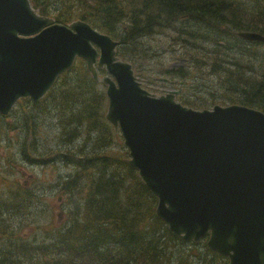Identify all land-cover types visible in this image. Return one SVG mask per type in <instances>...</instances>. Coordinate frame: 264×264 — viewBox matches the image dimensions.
Instances as JSON below:
<instances>
[{"label": "trees", "instance_id": "1", "mask_svg": "<svg viewBox=\"0 0 264 264\" xmlns=\"http://www.w3.org/2000/svg\"><path fill=\"white\" fill-rule=\"evenodd\" d=\"M30 2L40 15L57 24L90 23L119 41V57L134 61L140 46L166 33L169 48L179 59L173 64L185 60L184 67L178 68L181 76L177 69L164 71L183 83L179 103L206 110L208 104L201 96L193 100L185 91L205 82L200 90L212 96L208 79L219 76L220 85L231 94L224 106L264 112V58L258 56L264 53L257 50L264 43L238 36L242 31L264 35V0ZM88 11L93 15L88 16ZM205 69L211 76L204 80ZM134 70L140 76L139 68ZM107 108L105 87L78 60L40 101L22 99L9 115H0V163L6 161L0 165V264H189L178 250L194 242L170 231L157 216V198L129 165L128 151L119 157L109 145L112 126L105 118ZM18 113L22 114L19 121H7ZM43 116L48 126L39 119ZM114 134L119 141L120 134ZM4 142H8V154ZM13 145L30 167L73 169L49 185H56L57 194L67 200L65 221L55 222V211L40 196L43 183L36 174L31 186L22 183L14 168L18 156ZM201 248L228 264L207 244Z\"/></svg>", "mask_w": 264, "mask_h": 264}, {"label": "water", "instance_id": "2", "mask_svg": "<svg viewBox=\"0 0 264 264\" xmlns=\"http://www.w3.org/2000/svg\"><path fill=\"white\" fill-rule=\"evenodd\" d=\"M238 36L264 43L260 33ZM118 46L86 21L64 26L30 0H0V115L21 99L40 101L84 61L105 86L106 121L122 136L129 165L157 198V216L170 231L189 242L208 238L228 264H264V113L242 105L194 110L177 102L179 91L155 96L117 56Z\"/></svg>", "mask_w": 264, "mask_h": 264}, {"label": "rangeland", "instance_id": "3", "mask_svg": "<svg viewBox=\"0 0 264 264\" xmlns=\"http://www.w3.org/2000/svg\"><path fill=\"white\" fill-rule=\"evenodd\" d=\"M88 12L91 13L90 11H88ZM88 12H87V14H88ZM76 21H78V20H76ZM115 41H117V40H115ZM169 41H170V39L166 38V33H164L162 35H158L155 38L147 40V42H145L146 46H143V45L140 46L139 51H137L135 53L137 56L135 61L133 59L121 58L117 55L122 61L132 64L134 69H135V67L139 68L141 74H140V76L136 74L138 81L142 84V87L145 90L149 91L151 94H153L155 96H163V95H166L168 93L177 92V91H179L180 92L179 94H181V92H182V90H178L181 87V85H183V83L180 84V78L178 77V76L182 75V71L179 72V69H177V75L178 76L167 75L164 73L166 68L170 67L174 62L179 60L178 58L176 59V54L173 52V50L169 48V45H171V43ZM150 48H151V51L148 52L147 50ZM133 50H134V48L131 49V52H133ZM257 50H258V52H260L259 54L264 53V47H259V48H257ZM154 54H157V56L152 57ZM258 56L261 58H264L261 55H258ZM258 68H259V66H258ZM260 70H261V68H260ZM191 72H193V70ZM100 76L103 77L104 75L100 74ZM210 76L211 75H209L208 70L205 69V73L203 76L204 80L208 79ZM171 81H173L174 84H171V83H173ZM208 82L211 86L210 89L212 92V96H210L207 93L200 90V87H202L205 84V82H203L200 85V87H194L192 89H187L185 91V95L187 97H190L193 100H197L198 96H201V100H203L202 102L205 104H208V108L206 110H212L214 106L211 107L210 105L214 102H217V101H219L218 102L219 104H217L218 106L225 107L224 105L229 104L230 102H227L224 99L228 98V95H231V94H229V92L226 90V88L224 86L220 85L219 76H211L208 79ZM99 84H101V83H99ZM232 96H235V95H232ZM185 107H187V106H185ZM188 108H191V107H188ZM191 109H193V108H191ZM194 110H196V109H194ZM199 111H201V110H199ZM21 115L22 114L18 113V115L11 117L7 121L8 122H17V121H19V118ZM43 118H44V116L40 117L39 119L44 121ZM44 122L47 126L50 124L47 121H44ZM41 123H43V122H41ZM18 126H19V129H18V132H19L21 125H18ZM111 131L112 132L108 137L109 145L113 149V152L115 155H117L119 157H123V155H124L123 153H125L126 150L128 151V149L124 145V140H123L122 136L119 135L120 139L118 141V138L113 136L114 130L112 127H111ZM16 134H14V136H16ZM7 143L8 142H4L2 144V146L5 147L4 150H5L6 154L9 153V151L6 148ZM51 145L54 146L55 142H52ZM11 147L13 148L14 153L18 156V147L16 145H13ZM128 153H129V151H128ZM4 162H6V161L3 160L0 163V165H2V163H4ZM14 165H15L14 166L15 172L17 173V175H19L22 178L21 179L22 183H24L27 186H31V180L33 178L32 175L33 174L37 175L36 180H41L43 183V185L40 187V189L42 190L41 191L42 194L41 195L39 194V195L42 198H45L46 199L45 203H47V205L49 204L48 206H50L53 209V211H55V215H56L55 219H54L55 222H57V221L59 222V219H63V218L65 221L66 215L64 216V214H63V208L69 207V206H67V200H66V198L61 197L57 194L56 185H55V188H54V186H52L53 188H51L49 185L54 184V183L56 184L58 182L57 180H59L58 176H60V178H61V177H66V176L70 175L71 172L73 171V169L72 168H65L62 165H56L55 167H51V169L44 171L41 167L33 168V167L28 166L27 164H25V162H23L22 158L19 156H18L16 162L14 163ZM65 212L67 213V209ZM30 216H32V215H30ZM207 242H208V238H204V239H202L196 243L194 242L195 244L191 242L193 245H189V246L192 250H190L188 245H185V246L181 247L178 251H179V253H181V255L184 258H186L188 260L189 264H224L222 259H220L219 257L218 258L212 257V255L210 253H208L207 251H205L204 249L201 248L205 244H207ZM225 260L228 263V260L226 258H225Z\"/></svg>", "mask_w": 264, "mask_h": 264}, {"label": "flooded vegetation", "instance_id": "4", "mask_svg": "<svg viewBox=\"0 0 264 264\" xmlns=\"http://www.w3.org/2000/svg\"><path fill=\"white\" fill-rule=\"evenodd\" d=\"M256 43H259V42H256Z\"/></svg>", "mask_w": 264, "mask_h": 264}]
</instances>
